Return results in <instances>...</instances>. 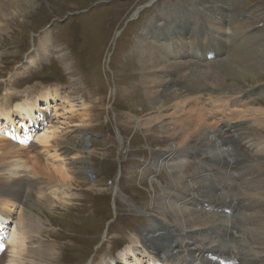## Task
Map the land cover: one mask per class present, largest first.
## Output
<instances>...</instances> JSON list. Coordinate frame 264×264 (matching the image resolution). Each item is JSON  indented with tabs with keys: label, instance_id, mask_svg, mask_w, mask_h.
Returning <instances> with one entry per match:
<instances>
[{
	"label": "rangeland",
	"instance_id": "rangeland-1",
	"mask_svg": "<svg viewBox=\"0 0 264 264\" xmlns=\"http://www.w3.org/2000/svg\"><path fill=\"white\" fill-rule=\"evenodd\" d=\"M6 1H11L10 5L0 7V98L10 89L12 98L9 107L13 109L17 101L38 97L47 90L56 91L58 101L55 100L54 105L59 118L54 122L58 125L63 122L60 125L66 132L63 138L81 149V159L91 171L87 173L89 179L76 174L77 179L73 182L76 198L68 204L67 209L55 201L50 210L42 202L41 214L37 209L34 188L23 200L27 210L36 203V210L33 211L46 222L44 236H48L44 240L56 244L59 253L58 260L53 264H102L116 258L130 244L133 236L146 235L166 244L171 238L170 227H165L164 231L163 227L157 226L149 235L147 231L152 219L162 218L154 199L175 187L167 170L161 168L157 171L155 167V159L163 157L167 146L161 133L163 129L159 125L145 127L152 112L150 93L160 92L174 78L175 74L171 73L173 69L168 71L166 66L188 65L181 71L188 73L190 70L193 73L190 84H197L195 74L198 76L202 71L207 74L206 78L199 76L205 82L198 81V77L196 80L198 84L205 85L200 89L202 94L215 93L197 99L208 110L210 107L223 108L227 105L230 112L240 108L262 109L264 105V100H261L264 86L260 91L256 86L246 89L233 79L225 78L224 71L211 67L214 62L227 58L230 42L225 43L224 39L220 47L215 45L213 51L218 54L213 62L208 63L190 52L194 59L187 55L184 58V54L178 56L176 51H183L177 48L180 43L172 37L171 32L179 37L180 42L186 43L187 40L189 45L191 41L186 37L192 39L193 36L189 35L197 22L191 27L185 15L208 23L204 17L208 13L206 9L224 11L231 16L241 13L239 22L246 25L249 32L238 39H247L254 43H249L251 48H257L261 37H264V0H247L241 5L227 3L226 0H196L197 5L192 0H33V5L22 6L20 11L17 10L19 6L14 4L16 0ZM178 3L180 6L174 7ZM166 5L169 6L164 8ZM166 10L176 24L166 22L167 17L161 16ZM212 15L214 25L208 23L209 26L215 35L223 34L225 18ZM148 32L156 38H151L150 44L146 45L144 39ZM46 35L50 38L47 42L43 40ZM161 45L168 52L163 56L168 63L151 65L152 70L149 68L142 72L140 64L156 62L162 53ZM34 54L40 58L36 59V65L29 67L27 57ZM147 80L150 83L146 84ZM204 87L207 89L203 90ZM174 91L171 88L170 93L176 94ZM208 98L214 99V106L210 103L211 99L207 101ZM66 99L77 105V110L81 103L88 108V126L84 132H68L69 126L64 116L60 115L66 106ZM252 101L257 103L252 104ZM159 103L160 100L154 106L158 108ZM215 112L217 114H213L215 116L209 125L215 130L216 122L222 134L226 132V136L232 135L224 145L232 150L230 156L223 157L226 162L221 164L220 158L206 149L208 142L196 138L181 150V154L176 155L184 159V176L194 179L195 186L205 191L203 198H195L194 208L204 211L205 207L210 206L218 216H226L224 212H228V217L238 223L244 209L241 199L244 179L252 173V168L264 173V152H259L264 128L254 124L250 118L239 120L230 116L229 112ZM227 129H230V133ZM232 137L234 140H231ZM237 137L242 139L240 143H236ZM121 147L126 153L119 161ZM85 148H88L89 154ZM177 156L175 164L179 162ZM76 167L70 166L72 171L77 172ZM42 180L50 183L44 177ZM227 204L235 205V209L225 210ZM167 214L171 221L172 214ZM231 228H234L232 232L240 233L238 224ZM224 232L220 234L224 235ZM236 246L237 243L233 247L223 244L220 251L234 252L237 260L243 262L242 257L246 252L241 251V246ZM237 260L232 261L242 264Z\"/></svg>",
	"mask_w": 264,
	"mask_h": 264
},
{
	"label": "bare ground",
	"instance_id": "bare-ground-1",
	"mask_svg": "<svg viewBox=\"0 0 264 264\" xmlns=\"http://www.w3.org/2000/svg\"><path fill=\"white\" fill-rule=\"evenodd\" d=\"M153 1L155 2V0ZM246 1L226 0L227 3L231 2L239 5ZM10 3L11 1L2 0L0 1V7L6 8ZM14 4L19 6L17 10L20 11L19 8L22 6L33 5V0H16ZM216 5L224 6V4ZM167 6L169 5L164 6V8H167ZM179 6L178 3L174 7ZM206 10H208V13L204 17L213 26L212 13L220 16L221 12ZM161 16L167 17L166 22L176 24L173 19H170L173 17L167 10ZM241 16V13L233 16L225 14V17L230 20L225 21V26L222 25L224 33L220 34L217 31L220 35L216 36L219 40L226 39L228 43H231L230 53L226 59L214 62L211 67L224 71L225 78L233 79V82L242 84L246 89L256 86L257 90L260 91L264 86V82H261L264 79V37H261V43L257 48H251L249 43L251 45H254V43L247 39H238L239 36L249 32L246 25L244 26L239 22L238 18ZM183 23L187 24L186 21ZM216 23L221 24L219 21H216ZM151 38L155 39L156 36L148 32L147 38L144 39L146 45L150 44L149 40ZM49 39L47 35L43 38L45 42ZM161 46L163 47L162 53L159 54L156 62L153 60L152 62L147 61V63L140 64L142 72H146L151 65L168 63L163 57L168 55V52L163 45ZM37 58L40 57L36 54L28 56L27 66L36 65ZM185 67H188V65L174 64L166 66L168 71L173 69L171 73L175 74L174 78L166 83L168 85L166 87L161 84L164 87L160 92L150 93L152 96L150 97L152 99L150 100L152 101L150 102L152 112L150 111L151 114L145 125V127L159 125L163 129L161 133L164 134L167 146L164 148L163 157L160 160L155 159V167L157 171L165 168L175 187L172 191H168L169 193L161 194L156 200L154 199L162 218L161 220L152 219L147 235L151 234L157 226L163 227L164 231H166L165 227H170L171 238L164 244L162 243L164 241L157 242L152 237L151 239L146 237V235L133 236L134 238L130 244L116 258H111L102 264H153L155 262L158 264H234L235 261L232 260L238 259L236 258L237 254L220 250H222L223 244L233 247L236 243L237 246H241V251L246 252V255L243 252L244 256L242 258L244 261L241 262V259L237 261L242 264H264L263 172L252 168L250 169L252 173L248 174L247 179H244L243 193L241 194L244 209L241 210V222H234L231 219L232 217H228V212H224L226 216L224 214L223 216L216 215L215 210L210 206L205 207L204 211L194 208L196 205V203H193L195 198H203L205 191L195 186L194 179L184 176L182 170L184 159L181 155L178 157L176 154H181V150L189 146L196 138V140L208 142L206 149L220 158L219 161L222 164V162H226L223 157L232 154L231 149L224 147L227 138L232 135L226 136V132L222 134L216 122L214 123L215 130L209 125V121L215 116L213 114H217L215 111L225 114L229 112L230 107H226V105L223 108H215L212 102L214 97L207 99L208 102L211 99L210 103L214 106L210 107V110L201 106L197 99L208 93L202 94L200 92V89L205 85L198 84V81L204 80L205 82V79H199V76L206 78L207 74H204L203 71L198 76L195 74L194 80L197 84H190L189 80L192 72L190 70L188 73L181 71L186 69ZM197 77L198 81L196 80ZM176 80L179 81L176 82ZM149 81L144 82L147 84ZM152 82L154 83L153 80ZM171 88L177 93H170ZM205 89L207 88L204 87L203 90ZM9 90L7 89L2 99L0 98V237H3L0 243L4 245V249L0 251V264H53L59 258L56 244L46 238L44 240V237L48 236V234L44 236L46 222L33 210H36L37 203V209L41 212L42 202H45L46 208L51 210L55 205V201L67 209L68 204L76 198V194L73 193V182L77 179L76 174L89 179L87 173L91 171L87 163H84L81 159V149H77L75 145L63 138V134L66 133L63 132L64 127L61 128L63 122L59 125L54 122L59 118L54 105L55 100L58 98L56 91L47 90L38 97L34 96L31 99L17 101L11 109L9 100L12 97ZM213 94H215L214 91L208 95ZM67 99L66 106L62 108L63 112L60 115L64 116V121L69 126V133L70 131L82 133L88 126L89 114L86 110L88 108L81 103L79 105L80 109L77 110V105L75 106ZM158 100H160V106L156 108L154 104H158ZM261 100H264V97ZM256 103V101H252V104ZM43 111L45 112L43 113ZM229 113H231L230 116H235L239 120L246 121L250 118L251 121H254V124L264 128V105L262 109L240 108ZM46 115L48 117H45ZM67 116L70 117L67 118ZM229 130L227 129L228 133H230ZM61 132L62 135H60ZM240 137H237L236 143H240L242 140ZM27 139L30 142L29 144ZM231 140H234V138L232 137ZM259 143L262 144V149L259 152H264V139L260 140ZM85 150L88 152V148H85ZM125 153L126 150L121 147L118 153L119 161L125 157ZM175 156L178 157L179 164L174 163ZM256 159L261 158L256 157ZM70 166H77L78 171H72ZM42 177L50 183H44ZM33 188L36 203H34V207L30 205L32 208L29 207L30 210H27L24 201ZM234 206L227 204L225 210L228 208L235 209ZM168 212L172 214L171 221L166 217ZM47 222L49 223V220ZM237 224L240 233L232 232L234 228L231 227ZM224 230V235H221L220 233Z\"/></svg>",
	"mask_w": 264,
	"mask_h": 264
},
{
	"label": "snow or ice",
	"instance_id": "snow-or-ice-1",
	"mask_svg": "<svg viewBox=\"0 0 264 264\" xmlns=\"http://www.w3.org/2000/svg\"><path fill=\"white\" fill-rule=\"evenodd\" d=\"M0 240H3V237H0ZM3 249H4V245L0 243V251H2Z\"/></svg>",
	"mask_w": 264,
	"mask_h": 264
}]
</instances>
